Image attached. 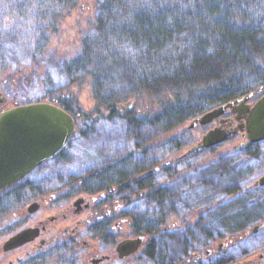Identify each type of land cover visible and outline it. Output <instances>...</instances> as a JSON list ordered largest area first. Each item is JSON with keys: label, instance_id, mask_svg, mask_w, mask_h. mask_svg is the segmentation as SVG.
Listing matches in <instances>:
<instances>
[{"label": "trees", "instance_id": "trees-1", "mask_svg": "<svg viewBox=\"0 0 264 264\" xmlns=\"http://www.w3.org/2000/svg\"><path fill=\"white\" fill-rule=\"evenodd\" d=\"M76 4L0 0V86L10 89L32 78L33 101L46 99L73 115L60 91L88 78L95 111L105 109L106 117L119 116L127 126L167 132L264 85V0H103L75 55L56 58L48 52L51 35ZM8 95L15 104L24 102L16 93ZM127 100H150L156 108L142 117L130 108L118 112L117 104ZM183 147L172 145L174 151ZM147 153L136 147L84 177L95 186L117 180L150 189L136 202L152 207L136 212L137 228L157 226L175 210L219 204L222 194L233 193L243 179L240 159L222 156L184 176H171L165 188L155 186V171L148 175L152 181L136 179L156 164L152 152L145 160ZM231 210V222L249 216Z\"/></svg>", "mask_w": 264, "mask_h": 264}, {"label": "flooded vegetation", "instance_id": "flooded-vegetation-1", "mask_svg": "<svg viewBox=\"0 0 264 264\" xmlns=\"http://www.w3.org/2000/svg\"><path fill=\"white\" fill-rule=\"evenodd\" d=\"M251 93L245 101L250 107L264 95V85ZM4 106L6 103L0 98V112ZM243 116L228 109L213 120L208 130L225 129L230 133L228 140L239 135L241 140L232 149L240 150L244 159L262 158L264 139L247 140ZM62 150L0 191V202L9 199L12 204L7 210L0 206V219L4 221L0 229V264H264V234L255 236L264 229V222L250 228L244 227L246 220L231 222L234 204L194 205L188 212L175 213L176 220L170 224L167 223L172 216L157 226L148 228L142 224L137 228L135 216L141 207L136 202L149 193L147 189L138 190L131 181L95 186L85 176L77 183L61 181L50 173L36 176V171L59 157ZM154 170L158 173L159 167ZM142 178L152 181L149 176ZM261 178L264 174L248 187L247 194L264 197ZM14 185L17 188L11 189ZM158 185L166 187L156 182ZM238 189L226 197H234L237 202L243 197ZM245 204L246 200L240 203L242 207ZM149 208L152 207L144 209ZM255 226L259 228L253 232ZM18 234H23L22 241L10 244ZM164 239L175 244L173 253H168ZM131 240L138 241L134 250H119L121 244Z\"/></svg>", "mask_w": 264, "mask_h": 264}, {"label": "rangeland", "instance_id": "rangeland-1", "mask_svg": "<svg viewBox=\"0 0 264 264\" xmlns=\"http://www.w3.org/2000/svg\"><path fill=\"white\" fill-rule=\"evenodd\" d=\"M101 1L103 0H77L75 7L67 9L60 20L57 30L51 35L48 52L56 58L59 55H65L66 58L74 56L78 48L79 39L93 21L95 7ZM33 85L34 81L32 78H29V81L25 80V84H22L20 81L17 86L9 87L10 89H6V84L1 85L0 91L8 100L6 107L18 105L10 99L8 93H16L17 97L22 98L24 101L22 104L35 102L32 100L35 95ZM60 92L63 98L65 97L70 100L74 108L75 113L73 115L69 113L75 121V129L60 156L42 165L36 171L37 177L50 173L54 174L61 181H76L77 183L81 177L89 175L91 170L99 169L105 164L114 162L126 151L137 147L145 150L146 153L148 152V156L154 154L156 159H153L152 162L156 164L149 170L146 169L141 175H136V179L151 175L155 171L154 169L159 167V170L156 171L158 173H156L155 182L166 184L170 182L166 180H170L173 175V177L184 176L189 174L190 171H196L200 166H204L208 162L216 161L222 156H230L233 160L239 158L240 161L238 163L242 164L241 168L244 170L243 179L240 180L237 187L243 197L235 202L234 211H242L249 214V216L243 217L246 220V226H244L246 228L264 222V197L259 198L254 194V196H251L246 192L248 187L253 185L254 181L264 174V155L262 158L252 157L251 159L244 156L247 157L244 159L239 155L240 150L235 151L232 149V146L241 140V137L237 135L229 140L227 138L213 147H200L199 151L183 156L192 146L201 142L203 135L214 124V119L210 123L204 125L196 124L194 127H190L192 120H188L167 132L148 125H141L139 127L127 126L119 116L106 117L109 112L105 109H101L99 112L95 111L90 79H84ZM39 101L47 100L43 99ZM128 101L130 100L124 101L121 104H126ZM6 107L4 106V108ZM154 107L155 103L153 101L144 100L136 103L133 100L130 109L137 116L142 117V115L150 116L155 111H153ZM121 110H118V112ZM226 133L230 135L228 131ZM178 144H184V147L179 151H174L172 145ZM150 152L152 153L150 154ZM145 160H151V156L150 159L146 157ZM165 164H168L165 166L167 167L166 169L163 167ZM147 191L150 192V189H147ZM180 191H175L178 197H180ZM187 192L191 193L189 190ZM187 192H183V194ZM222 196L223 198L219 200V204L221 205L228 206L230 202H234L235 200L234 197H225L223 194ZM244 200L249 205L245 204V207H242L240 203ZM5 204L8 209L12 205L11 200H6ZM137 204L141 207L140 212L145 206H148L142 203ZM250 206H255V209H250ZM178 211L180 210H175V213H178ZM171 216L169 220L167 219V224L176 220L175 214ZM243 219L240 218V220ZM3 225V219H0V229ZM263 234L264 229L260 230L255 236L261 237ZM164 241L168 243V253H173L175 244L168 241V239H164ZM170 247L172 248L170 249Z\"/></svg>", "mask_w": 264, "mask_h": 264}, {"label": "water", "instance_id": "water-1", "mask_svg": "<svg viewBox=\"0 0 264 264\" xmlns=\"http://www.w3.org/2000/svg\"><path fill=\"white\" fill-rule=\"evenodd\" d=\"M251 95L249 93L212 108L194 118L190 127L210 123L231 109L243 113L245 136L249 142L264 139V95L250 107L245 101ZM0 98L8 102L1 91ZM132 103L133 100H130L126 104L117 105L119 109H128ZM74 129L72 115L51 102L36 101L4 108L0 112V191L16 183L46 159L56 156L66 146ZM227 137L225 129H210L203 135L201 142L192 146L183 156L199 151L200 147H213ZM263 181L264 178H261L260 183ZM258 228L253 227L252 231L256 232ZM22 238L23 234H18L9 243H19ZM137 245V240L127 241L119 246V250L126 248L132 251Z\"/></svg>", "mask_w": 264, "mask_h": 264}]
</instances>
